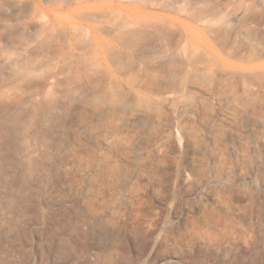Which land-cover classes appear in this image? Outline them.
Listing matches in <instances>:
<instances>
[{
    "label": "rangeland",
    "instance_id": "obj_1",
    "mask_svg": "<svg viewBox=\"0 0 264 264\" xmlns=\"http://www.w3.org/2000/svg\"><path fill=\"white\" fill-rule=\"evenodd\" d=\"M166 71L175 105L184 95L187 106L123 199L109 178L87 187L71 167H54L90 153L84 136L64 144L58 112L72 131L77 110L90 115L92 90L118 81L143 92L142 80ZM38 105L54 115L38 121ZM6 106L16 116L0 124V150L12 144L36 174L17 217L27 253L20 236L0 264H264V214L251 203L264 201V0H0V113ZM71 185L80 203L88 188L93 203L114 207V239L79 234L52 247L69 236Z\"/></svg>",
    "mask_w": 264,
    "mask_h": 264
},
{
    "label": "bare ground",
    "instance_id": "obj_2",
    "mask_svg": "<svg viewBox=\"0 0 264 264\" xmlns=\"http://www.w3.org/2000/svg\"><path fill=\"white\" fill-rule=\"evenodd\" d=\"M14 60L9 57L1 58V61L9 67L13 66ZM179 69L182 68L179 67ZM173 81L172 71H166V73L154 74L142 80L146 85L143 92L131 89L130 93H127L121 88L118 81L94 89L87 103L90 115L86 116L82 110H77L78 114L75 113V116L77 121L79 118V123L77 129L72 131L65 123L70 117L65 113L56 112L59 116L57 122H62L58 125V130L59 135L65 138L64 144L67 142L68 145H76L80 143L81 136H84L88 147H90V153L86 157L75 156L65 160L57 158L54 167L63 172L71 167L76 173L85 176L87 187L97 186L100 181L109 178L115 182L118 194L123 199L133 189V176L144 174L142 165H144L146 153L152 147H161L166 141L165 132L178 126L180 118L183 116L188 100L183 95L181 102H176L180 105H175L174 95L176 92L174 93L173 90L175 83ZM182 84L181 88L184 93L186 87L184 83ZM163 90H165V94H168H162ZM79 92L80 90L76 93ZM38 106L39 111L36 114L38 121H45L50 114L54 115L55 109L50 105ZM15 116L13 112H10L9 106H6L0 113V124L10 125L15 120ZM205 124H208V121ZM215 132L219 139L228 133L222 128H218ZM124 133H127L128 136ZM11 147L12 144L7 143L0 150V254L11 251V246L17 240L21 241L20 236L26 241L23 240L25 253H27L25 246L29 245L28 224L26 221H20L17 217L21 213L24 215L26 209L23 200L24 193L32 186L31 175H35L36 171L31 167L19 166L12 155ZM16 172L19 174L16 175ZM50 179L49 177L39 178L35 183L46 187L50 184ZM73 186L69 187V195L66 198H69L70 201H74L76 198V206L65 211L64 222L61 225L62 229L68 230L69 236L67 239H59L54 242L52 247L60 251L73 242L79 234L84 236L93 234L105 240L114 239L115 225L107 218L114 212V207L111 204L93 203V199L97 198V193L88 191V188L85 193L89 200L80 203L78 200L80 187L78 186L73 191ZM251 200L252 206L259 207L260 214H264V201L258 202L254 197ZM49 233L54 236L56 232L52 230ZM52 240L54 241L53 237Z\"/></svg>",
    "mask_w": 264,
    "mask_h": 264
}]
</instances>
